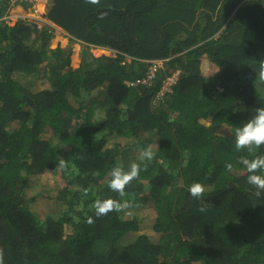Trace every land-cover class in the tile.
Listing matches in <instances>:
<instances>
[{
	"label": "trees",
	"instance_id": "trees-1",
	"mask_svg": "<svg viewBox=\"0 0 264 264\" xmlns=\"http://www.w3.org/2000/svg\"><path fill=\"white\" fill-rule=\"evenodd\" d=\"M13 4L0 0V264H264V192L240 163L264 146L233 143L264 106V0H49L43 15L83 43L78 68L49 26L10 25ZM134 162L111 191L112 167ZM45 173L63 186L28 195ZM97 199L128 207L96 216Z\"/></svg>",
	"mask_w": 264,
	"mask_h": 264
},
{
	"label": "clouds",
	"instance_id": "clouds-1",
	"mask_svg": "<svg viewBox=\"0 0 264 264\" xmlns=\"http://www.w3.org/2000/svg\"><path fill=\"white\" fill-rule=\"evenodd\" d=\"M13 6L28 4L27 6H34L33 10L37 11L36 6L42 2L45 6V9L41 16L46 11V6L49 0H12ZM91 4H97L98 0H88ZM36 5V6H35ZM44 16V15H43ZM48 20V19H47ZM46 25V24H45ZM107 48L101 46H92V48ZM111 49V48H108ZM114 50V49H112ZM116 51V50H115ZM116 55V54H115ZM130 60V56H126V59ZM128 61V60H127ZM157 62H160V59L157 60L151 67V74H154L157 70L156 67L159 66ZM157 65V66H155ZM259 75L264 78V60H261L259 64ZM233 143L237 150H242L246 148H251L255 146L256 148L264 146V106L258 107L255 111V114L252 115L250 119L243 122L239 126L234 129L233 132ZM154 157V153L150 147H144L140 151L139 160L141 162L148 161L150 162ZM241 165L246 169L248 175L246 177L247 183L253 187H255L258 191L264 192V152H261L251 158L241 157L240 159ZM65 166L64 160L60 161V167L63 168ZM146 167V164L144 165ZM231 167V165H227ZM142 168L138 163H132L127 170H125L119 164L112 167L110 170V179L108 181V188L119 194L120 196H124L125 187L135 178H137L141 172ZM205 191V187L199 183L194 182L189 185L188 193L191 197L200 199L203 197V193ZM92 207L95 210L96 216L105 215L110 211L116 210L119 211L122 207H128V205L118 203L113 199H97L94 201ZM92 222V218H88V223Z\"/></svg>",
	"mask_w": 264,
	"mask_h": 264
},
{
	"label": "rangeland",
	"instance_id": "rangeland-1",
	"mask_svg": "<svg viewBox=\"0 0 264 264\" xmlns=\"http://www.w3.org/2000/svg\"><path fill=\"white\" fill-rule=\"evenodd\" d=\"M40 4H37L38 6H36L37 11L33 10L34 6H25L26 4H23L21 6L16 5L15 7H11L10 8V15L8 17L9 23L10 25H14L19 19L21 18H31V19H35L38 20L41 24V26H44L45 24L47 26H49L51 28V30L54 33V37L51 38L50 40V47L51 48H56L58 45H60L63 48H70L71 50V66L72 68H78L81 66L82 64V50H83V43L82 42H77L75 40H70V36L66 35V31L56 25L55 23H53L50 20H47V18L45 16H41V14L43 13L45 6L42 2H39ZM41 5V6H40ZM20 9V11H19ZM94 55L96 56H100V55H111V56H115L116 51L112 50V49H108V48H92V46L89 49ZM126 60H129L128 58ZM156 62V61H155ZM159 65L163 66V61L160 60V62H157ZM157 66V65H155ZM157 68V67H156ZM157 71V70H155ZM172 78V77H171ZM168 83H166L167 85ZM38 89V88H37ZM96 96L99 95L100 93L98 92H94L92 94V96ZM10 128L15 127V124H11L9 125ZM232 128L228 127V126H224L223 130L224 132H227L229 130V133H232L230 130ZM64 180L63 178L58 174V173H45L43 175H41L37 181V185L33 188H29L28 189V195H33V193L37 192L38 190H48V189H52L55 188L57 186H63ZM36 208H38V211L41 210H47L49 208H52L54 205V202L52 201H46V202H36L35 205ZM41 213V212H40ZM57 213V212H56ZM124 214H135V210L134 209H129L126 212H123ZM140 213L142 214V218H144L143 222H145L147 224L148 219L146 217H149L152 213L151 210H149L148 208H142V210H140ZM151 227L148 226H142L141 229L147 230L148 233L152 234L153 232H149L152 231L150 230Z\"/></svg>",
	"mask_w": 264,
	"mask_h": 264
},
{
	"label": "built area",
	"instance_id": "built-area-1",
	"mask_svg": "<svg viewBox=\"0 0 264 264\" xmlns=\"http://www.w3.org/2000/svg\"><path fill=\"white\" fill-rule=\"evenodd\" d=\"M30 1H35V0H30Z\"/></svg>",
	"mask_w": 264,
	"mask_h": 264
},
{
	"label": "bare ground",
	"instance_id": "bare-ground-1",
	"mask_svg": "<svg viewBox=\"0 0 264 264\" xmlns=\"http://www.w3.org/2000/svg\"><path fill=\"white\" fill-rule=\"evenodd\" d=\"M41 6V5H40ZM19 11H20V9H19Z\"/></svg>",
	"mask_w": 264,
	"mask_h": 264
}]
</instances>
